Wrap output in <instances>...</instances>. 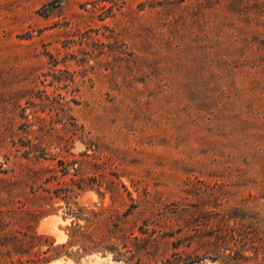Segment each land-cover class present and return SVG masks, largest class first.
Here are the masks:
<instances>
[{
  "label": "rangeland",
  "instance_id": "rangeland-1",
  "mask_svg": "<svg viewBox=\"0 0 264 264\" xmlns=\"http://www.w3.org/2000/svg\"><path fill=\"white\" fill-rule=\"evenodd\" d=\"M0 264H264V0H0Z\"/></svg>",
  "mask_w": 264,
  "mask_h": 264
}]
</instances>
